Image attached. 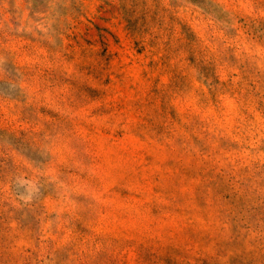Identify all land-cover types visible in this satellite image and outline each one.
Instances as JSON below:
<instances>
[{
  "label": "rangeland",
  "instance_id": "obj_1",
  "mask_svg": "<svg viewBox=\"0 0 264 264\" xmlns=\"http://www.w3.org/2000/svg\"><path fill=\"white\" fill-rule=\"evenodd\" d=\"M0 264H264V0H0Z\"/></svg>",
  "mask_w": 264,
  "mask_h": 264
}]
</instances>
